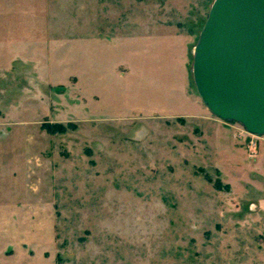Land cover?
I'll return each mask as SVG.
<instances>
[{
	"label": "rangeland",
	"instance_id": "rangeland-1",
	"mask_svg": "<svg viewBox=\"0 0 264 264\" xmlns=\"http://www.w3.org/2000/svg\"><path fill=\"white\" fill-rule=\"evenodd\" d=\"M213 2L0 0V264H264V135L193 79Z\"/></svg>",
	"mask_w": 264,
	"mask_h": 264
},
{
	"label": "water",
	"instance_id": "water-1",
	"mask_svg": "<svg viewBox=\"0 0 264 264\" xmlns=\"http://www.w3.org/2000/svg\"><path fill=\"white\" fill-rule=\"evenodd\" d=\"M193 79L218 119L264 135V0H214L193 50Z\"/></svg>",
	"mask_w": 264,
	"mask_h": 264
},
{
	"label": "trees",
	"instance_id": "trees-1",
	"mask_svg": "<svg viewBox=\"0 0 264 264\" xmlns=\"http://www.w3.org/2000/svg\"><path fill=\"white\" fill-rule=\"evenodd\" d=\"M46 127H48V126H46ZM55 127H58V126H55ZM48 128H51V126L49 125V127ZM60 128V127H59Z\"/></svg>",
	"mask_w": 264,
	"mask_h": 264
},
{
	"label": "built area",
	"instance_id": "built-area-1",
	"mask_svg": "<svg viewBox=\"0 0 264 264\" xmlns=\"http://www.w3.org/2000/svg\"><path fill=\"white\" fill-rule=\"evenodd\" d=\"M249 135H251V134H249ZM251 136H253V135H251Z\"/></svg>",
	"mask_w": 264,
	"mask_h": 264
}]
</instances>
